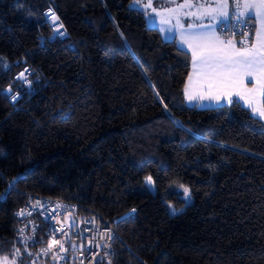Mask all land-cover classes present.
I'll return each instance as SVG.
<instances>
[{
    "label": "trees",
    "instance_id": "1",
    "mask_svg": "<svg viewBox=\"0 0 264 264\" xmlns=\"http://www.w3.org/2000/svg\"><path fill=\"white\" fill-rule=\"evenodd\" d=\"M132 1L0 0V256L31 264L45 238L16 212L43 194L114 226L109 264H264V123L236 100L187 106L190 54Z\"/></svg>",
    "mask_w": 264,
    "mask_h": 264
},
{
    "label": "built area",
    "instance_id": "2",
    "mask_svg": "<svg viewBox=\"0 0 264 264\" xmlns=\"http://www.w3.org/2000/svg\"><path fill=\"white\" fill-rule=\"evenodd\" d=\"M49 13L55 12L51 9L44 11L47 23L52 29L47 40L52 42L57 38H65L66 33L64 27H60L62 24L59 18L53 22ZM55 16L58 17L56 14ZM254 29L253 19L242 17L239 7H236V0H229V15L216 28L218 36L235 39L239 46L245 47ZM39 41L42 43L44 39L40 38ZM32 73L30 66L23 65L13 77L16 81H21L28 91H32ZM7 93L11 101L19 99L18 93L11 90H7ZM81 207L70 200L43 194L28 195L16 212L20 235L23 239L26 235L32 237L43 233L45 238L36 250H29L34 258L31 264H109V250L117 232L105 217L95 211L90 210V215L80 217ZM22 210L24 214L19 215Z\"/></svg>",
    "mask_w": 264,
    "mask_h": 264
},
{
    "label": "snow or ice",
    "instance_id": "3",
    "mask_svg": "<svg viewBox=\"0 0 264 264\" xmlns=\"http://www.w3.org/2000/svg\"><path fill=\"white\" fill-rule=\"evenodd\" d=\"M147 6L151 7V3ZM178 7L189 9L185 16L194 17L196 20L205 18L217 20L218 17L229 15V0H219L214 5L193 4L191 0H184ZM236 7L243 9L240 15L259 19L260 27L255 34L256 44L252 48L236 49L233 46L231 50H228L216 44L219 38L214 32L182 35L181 43L187 45L192 53V75L188 76L189 86L193 83L198 86L197 94L201 100L207 99L220 103L222 99H226L230 103L234 95L245 100L253 112L264 117V105H260L258 101L259 96H264V0H236ZM49 15L53 22L58 20L55 14L49 13ZM200 26L203 27V25ZM246 78L254 79L259 86L246 87ZM185 92L189 93V100L196 98L189 91V87L185 88ZM146 182L152 184V178L147 177ZM184 192L187 193L188 189H184ZM23 214L22 210L19 215ZM0 264H9L7 257L0 261Z\"/></svg>",
    "mask_w": 264,
    "mask_h": 264
},
{
    "label": "crops",
    "instance_id": "4",
    "mask_svg": "<svg viewBox=\"0 0 264 264\" xmlns=\"http://www.w3.org/2000/svg\"><path fill=\"white\" fill-rule=\"evenodd\" d=\"M176 1H180V0H176ZM151 2L152 1H150V3ZM167 2H174V1L155 0V4L151 5V7H148L145 4L139 6V8L142 9L144 12L146 24L148 21V18L146 17V12L150 11L149 15H152L153 11H157L160 9L167 11V9L169 7L165 9V6L166 7L170 6V5H164V4H168ZM191 2L193 4L205 3V4H209V5H214L215 3H218L219 0H191ZM188 11H189V9H187V12ZM192 11H195V9H192ZM242 11H243V9L239 8V14ZM242 17L251 18L248 15H243ZM226 19H227V17H218L217 20H211L210 18H205L203 20H196L194 17H185V19L179 20V24H177V23H175L174 25L168 24L167 28L163 27V29L165 31L164 40H171L174 38L176 41V45L179 48L185 50L186 52H188L190 54L191 62H190V71H189L188 76L192 75V53H191V49H189L187 45L181 43L182 35L188 36L189 34H192V33L214 32L215 36L219 38L216 41V44L219 47L226 48L228 50H231L233 46H235L236 49H243L244 48V47L239 46L235 39L221 38L218 36V34L216 32V28L221 23H223ZM251 19H253V21L255 23V29H254L253 35L251 36L250 41L245 46L247 48H252L256 44V35L255 34H256V31L260 27L259 19H255V18H251ZM200 25H203V27H201ZM149 27L156 28L158 30V32L160 33L161 37L163 38L162 32L160 31V29L157 26H149ZM194 81H195V77H194ZM245 86L248 88H253V87H258L259 85L257 84V82L254 79L246 78L245 79ZM186 87H189V91L192 93V95L196 96L195 99L189 100V93L185 92ZM197 88H198V86L195 83H193L191 86H189V80L187 78L185 86H184V92H183L184 102L187 106H196L198 108H214V107L230 104L232 101L236 100L244 108L248 109L250 114L254 118H256V119L260 120L262 123H264V117H261L258 113L253 112L252 109L245 103V100H241L234 95L232 96L230 103H228L226 101V99H222L220 103H216L215 101H210L207 99L201 100L197 94ZM213 91L215 92V89ZM262 97L263 96L258 97V101H259L260 105H263L262 104Z\"/></svg>",
    "mask_w": 264,
    "mask_h": 264
},
{
    "label": "rangeland",
    "instance_id": "5",
    "mask_svg": "<svg viewBox=\"0 0 264 264\" xmlns=\"http://www.w3.org/2000/svg\"><path fill=\"white\" fill-rule=\"evenodd\" d=\"M150 1H152L151 5L155 4V0H133L131 2V6L139 8L140 5H143V4L148 5L150 3ZM183 2H184V0L167 2L168 4H164V5H170L167 7L165 6V9L169 7L167 9V11L160 9L157 11H153L152 15H149L150 11L146 12V17L148 18L147 24L149 26H157L160 29V31L162 32V35H163L162 39L163 40H164V36H165V31H164L163 27L167 28L168 24L174 25L175 23H177V20L185 19V17H186L185 13L187 12V9L186 8L182 9V8L178 7ZM172 9H175V11H172ZM147 177H149V176L144 177L143 184L147 188L148 191L154 192V190H155L154 184L153 183L148 184L146 182ZM184 189H187V188L182 187V191H183L182 197L184 200L183 205L175 207V206H173L172 203L166 202V207H167L169 214L175 215V214L180 213L184 209V206L190 202L189 192L185 193ZM173 210H175V211H173ZM5 257H7L9 264H11V262H14V264H15V260L11 256H8V255L3 256V257L0 256V261H3Z\"/></svg>",
    "mask_w": 264,
    "mask_h": 264
},
{
    "label": "water",
    "instance_id": "6",
    "mask_svg": "<svg viewBox=\"0 0 264 264\" xmlns=\"http://www.w3.org/2000/svg\"><path fill=\"white\" fill-rule=\"evenodd\" d=\"M166 1H176V0H166Z\"/></svg>",
    "mask_w": 264,
    "mask_h": 264
}]
</instances>
